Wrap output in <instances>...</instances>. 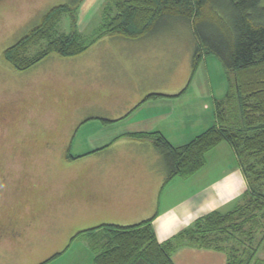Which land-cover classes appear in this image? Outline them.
Listing matches in <instances>:
<instances>
[{
  "label": "crops",
  "instance_id": "0c3cea01",
  "mask_svg": "<svg viewBox=\"0 0 264 264\" xmlns=\"http://www.w3.org/2000/svg\"><path fill=\"white\" fill-rule=\"evenodd\" d=\"M107 1L102 3V9ZM38 16L35 14L32 21ZM152 35L143 39H151ZM103 39L106 44L92 52L89 62L92 68L100 69V74L86 69L76 79L69 74L72 82L87 84L101 93L90 101L82 99L80 106L72 110L83 111V118L70 127L71 139L64 140L69 141L66 151H58L59 158L67 162L76 160L71 171L64 170L63 163L60 166V180L66 179L60 185L63 206L73 219L66 230L71 233L69 236L75 237L79 229L81 232L102 225L129 227L155 218L153 228L158 241L164 243L191 228L203 216L213 212L225 214L241 205L249 188L243 169L235 165L222 167L221 162L209 165L211 159L225 158V152L237 157L229 144L222 143L213 149L207 155L206 166L197 174L167 182L168 168L162 153L149 139L131 136L160 133L174 147L187 145L215 124V102L221 98L212 90L208 93L203 89L194 90L192 95L197 98H188L190 87L185 84L190 75L186 80L175 81L174 71L169 72L167 81L176 85L167 91L158 89L157 75L167 68L160 66L157 70L155 61L163 58L165 48L145 44L142 38ZM147 106L160 107L162 112L148 113L144 110ZM93 122L105 127L103 133L107 137L102 145L87 137L86 126ZM115 123H125L118 134L109 129ZM84 144L89 146L83 147ZM262 244L252 264H264V241ZM173 262L227 264L228 257L222 251L184 243L173 254Z\"/></svg>",
  "mask_w": 264,
  "mask_h": 264
},
{
  "label": "trees",
  "instance_id": "16d2710c",
  "mask_svg": "<svg viewBox=\"0 0 264 264\" xmlns=\"http://www.w3.org/2000/svg\"><path fill=\"white\" fill-rule=\"evenodd\" d=\"M109 1L102 9V23L91 39H85L77 30L74 14L77 8L60 5L6 49L4 61L13 70L25 72L52 55L77 57L105 37L138 40L153 33L166 20L187 21L195 39L193 74L205 57L213 55L227 74L226 93L215 102V124L181 147L172 146L160 133L131 136L149 139L162 153L168 168L167 182L197 174L206 166L207 155L227 143L244 167L250 188L244 202L233 211L203 216L191 228L164 243L158 241L153 228L155 218L129 227L102 225L79 232L72 241L79 237L89 239L93 264H174L173 254L184 243L222 251L228 257L227 264H252L257 247L250 246L244 253L242 248L228 245L227 239L228 233L249 234L247 240L252 244L256 225L250 230L246 227L264 216L263 0H227L224 5L220 0ZM64 14L72 15L69 34L59 30ZM34 50L35 55H31Z\"/></svg>",
  "mask_w": 264,
  "mask_h": 264
},
{
  "label": "rangeland",
  "instance_id": "374dc122",
  "mask_svg": "<svg viewBox=\"0 0 264 264\" xmlns=\"http://www.w3.org/2000/svg\"><path fill=\"white\" fill-rule=\"evenodd\" d=\"M104 1L11 0L0 7V111H19L16 117L7 122L0 118V224L8 223L18 227V230L25 229L22 239L16 240L9 234L10 238L0 242V264H93L94 253L89 239L79 237L72 241L74 237L66 232L73 219L69 209L65 210L63 206L65 200L61 196L60 185L62 187L66 179L60 180V166L63 163L62 168L71 171L76 160L67 162L58 157L59 141L66 140L60 138L59 131L72 110L80 106L82 99L90 101L98 93L101 94L87 84L86 87L72 82L69 74L75 79L84 69L91 74H100V69L92 68L89 62L92 52L106 42L101 39L85 53L73 58L52 55L25 72L13 70L4 61L3 54L39 25L43 14L60 5L77 8L74 13L77 30L85 39H91L102 23ZM222 1L223 5L227 4V0ZM35 14L39 16L32 21ZM71 16L64 14L59 25L61 33L72 32ZM152 34L151 39L142 38V42L165 48L163 58H157L155 62L157 70L160 66L167 68V71L157 75L160 84L156 88L167 91L174 87L175 82L167 81L169 72L174 71L175 81L177 78L186 80L190 75L185 84V87H190L188 98L198 97L192 95L196 89L208 93L212 90L220 98L225 95L227 74L216 56L205 57L193 74L195 39L187 21L166 20ZM35 52L31 55H35ZM163 81H167L166 84ZM144 110L151 114L162 112L160 107L147 106ZM124 124L115 123L109 129L118 134ZM104 128L100 123H91L86 126L89 133L87 137L91 136L93 143L102 145L103 139L107 137L103 133ZM47 144L50 146L47 147ZM86 146L89 145H83ZM223 154L225 158L219 161L211 159L209 165L212 167L221 162L222 167L235 165L236 168H244L237 157H231L228 152ZM252 195H255L254 192ZM257 219L246 227L250 230L252 225H256V229L253 227L256 233L252 245L247 240L251 235L238 233H228L230 238L227 244L242 248L244 253L250 246L258 248L264 241V216Z\"/></svg>",
  "mask_w": 264,
  "mask_h": 264
},
{
  "label": "flooded vegetation",
  "instance_id": "af4514ba",
  "mask_svg": "<svg viewBox=\"0 0 264 264\" xmlns=\"http://www.w3.org/2000/svg\"><path fill=\"white\" fill-rule=\"evenodd\" d=\"M10 1L9 0H0V7H1V5H4ZM82 112L83 111H78V110L72 111V113L69 115V118H67V122H69V123H66V124L61 126V129L59 131L60 138L64 137L67 139L68 134L70 132V127L75 122H77V120L83 118L82 115L84 113H82ZM18 113H19V111L17 109H14V111H12L11 109L3 110V111H0V118L3 121L7 122V121L13 119L14 117H16ZM68 138L70 141L71 138L70 137H68ZM69 141L68 142L64 141V140L61 142L59 141L60 142L59 143V149L62 148L64 151H66L64 148H66V149L68 148ZM49 146H50V144H47V147H49ZM18 229H19L18 227H12V226L8 225V223H1L0 224V242H2L5 238H10V237H8L9 234L11 235V237L15 238L16 240L22 239V236L24 234L23 232L25 231V229H23V230H18Z\"/></svg>",
  "mask_w": 264,
  "mask_h": 264
}]
</instances>
